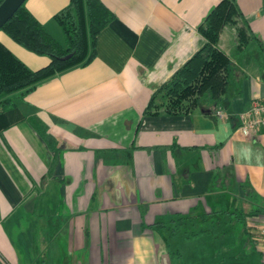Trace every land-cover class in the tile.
I'll return each instance as SVG.
<instances>
[{
	"label": "crops",
	"instance_id": "crops-1",
	"mask_svg": "<svg viewBox=\"0 0 264 264\" xmlns=\"http://www.w3.org/2000/svg\"><path fill=\"white\" fill-rule=\"evenodd\" d=\"M101 1L115 17L96 56L12 95L45 134L28 120L0 134V264H264V128L238 129L264 98V0L229 7L225 92L157 114L153 94L206 43L222 0ZM69 3L26 0L61 43ZM3 32L31 69L49 64Z\"/></svg>",
	"mask_w": 264,
	"mask_h": 264
},
{
	"label": "trees",
	"instance_id": "trees-1",
	"mask_svg": "<svg viewBox=\"0 0 264 264\" xmlns=\"http://www.w3.org/2000/svg\"><path fill=\"white\" fill-rule=\"evenodd\" d=\"M232 2L222 0L210 12L200 26L206 43L156 90L148 113L187 112L201 97L217 99L225 92L231 59L217 45V39ZM114 17L113 11L101 0H70L56 14L65 35V43H61L28 9L26 2L15 12L0 30L26 49L49 56L50 62L31 69L0 41V134L26 120L45 134L41 123L25 116L12 95L27 93L60 72L88 64L96 56L98 34Z\"/></svg>",
	"mask_w": 264,
	"mask_h": 264
},
{
	"label": "built area",
	"instance_id": "built-area-1",
	"mask_svg": "<svg viewBox=\"0 0 264 264\" xmlns=\"http://www.w3.org/2000/svg\"><path fill=\"white\" fill-rule=\"evenodd\" d=\"M215 115L223 118L227 116V113L222 109H218L216 110ZM239 116L240 124L238 129L247 137L253 135L259 129L264 128V98L253 100L250 107L241 112ZM259 230L264 252V223L261 224Z\"/></svg>",
	"mask_w": 264,
	"mask_h": 264
},
{
	"label": "water",
	"instance_id": "water-1",
	"mask_svg": "<svg viewBox=\"0 0 264 264\" xmlns=\"http://www.w3.org/2000/svg\"><path fill=\"white\" fill-rule=\"evenodd\" d=\"M26 0H3L0 4V29L15 14Z\"/></svg>",
	"mask_w": 264,
	"mask_h": 264
},
{
	"label": "rangeland",
	"instance_id": "rangeland-1",
	"mask_svg": "<svg viewBox=\"0 0 264 264\" xmlns=\"http://www.w3.org/2000/svg\"><path fill=\"white\" fill-rule=\"evenodd\" d=\"M2 31V30H1ZM4 33V32H3ZM5 35H7V34H5ZM8 36V35H7ZM64 42V41H63ZM22 46V45H21ZM23 47V46H22ZM23 48H25V47H23ZM26 49V48H25ZM42 56H46V57H48L49 58V60H50V57L49 56H47V55H42ZM38 69V68H37Z\"/></svg>",
	"mask_w": 264,
	"mask_h": 264
},
{
	"label": "clouds",
	"instance_id": "clouds-1",
	"mask_svg": "<svg viewBox=\"0 0 264 264\" xmlns=\"http://www.w3.org/2000/svg\"><path fill=\"white\" fill-rule=\"evenodd\" d=\"M249 151H251V149H249ZM246 160L249 161V162H251V158H247Z\"/></svg>",
	"mask_w": 264,
	"mask_h": 264
}]
</instances>
